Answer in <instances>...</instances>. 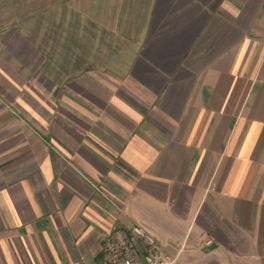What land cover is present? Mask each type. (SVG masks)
<instances>
[{"label": "crops", "instance_id": "1", "mask_svg": "<svg viewBox=\"0 0 264 264\" xmlns=\"http://www.w3.org/2000/svg\"><path fill=\"white\" fill-rule=\"evenodd\" d=\"M133 223L264 264V0H0V264Z\"/></svg>", "mask_w": 264, "mask_h": 264}, {"label": "built area", "instance_id": "2", "mask_svg": "<svg viewBox=\"0 0 264 264\" xmlns=\"http://www.w3.org/2000/svg\"><path fill=\"white\" fill-rule=\"evenodd\" d=\"M96 264H178L144 227L133 223L105 231Z\"/></svg>", "mask_w": 264, "mask_h": 264}]
</instances>
